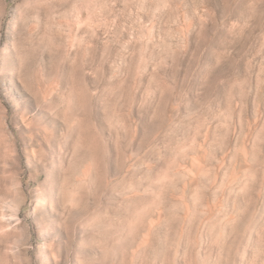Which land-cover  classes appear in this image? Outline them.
Wrapping results in <instances>:
<instances>
[{"label": "rangeland", "instance_id": "rangeland-1", "mask_svg": "<svg viewBox=\"0 0 264 264\" xmlns=\"http://www.w3.org/2000/svg\"><path fill=\"white\" fill-rule=\"evenodd\" d=\"M0 264H264V0H0Z\"/></svg>", "mask_w": 264, "mask_h": 264}]
</instances>
